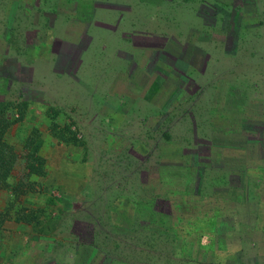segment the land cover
Instances as JSON below:
<instances>
[{
    "label": "rangeland",
    "instance_id": "374dc122",
    "mask_svg": "<svg viewBox=\"0 0 264 264\" xmlns=\"http://www.w3.org/2000/svg\"><path fill=\"white\" fill-rule=\"evenodd\" d=\"M93 2L112 9L97 7L92 13ZM76 18L93 20L94 40L82 52L87 27ZM166 38L178 47L158 52L155 47L165 45ZM187 39L196 45L190 48L191 65L189 58L187 64L178 60ZM133 44L150 48L141 47V53ZM130 52L141 73L134 78L145 84L138 87L158 76L161 83L169 82L161 90L170 87L182 94L178 103L171 102L175 95L159 96L160 106L169 111L158 128L134 116L127 127L105 131L90 122L95 110L128 103L132 116L129 97L136 87L125 85L126 63L120 56ZM168 69L171 76L162 80L158 74ZM0 103L14 108L7 115L11 125L5 139L20 156L23 140L38 130L46 175L27 178L20 157L9 182L31 184L20 199L35 210L34 217L47 222L44 230L53 241L42 246L28 227L9 220L0 227V264H81L88 252L76 255L75 247L90 240L97 221L129 231L127 209L113 206L122 197L160 231L170 227L175 240L98 234L100 259L110 254L113 264H264V0H0ZM146 103L135 107L139 116L150 108ZM115 115L107 112L98 121L106 129L123 124ZM55 124L69 127L81 143H60L52 135ZM133 144L136 151L131 152ZM224 148L245 150L246 171L255 185L249 198L261 202L234 205L213 196L224 186V174L235 178L239 173L224 170L234 161L224 164L221 153L214 156ZM193 169L201 172L199 180L192 176L200 181L199 193L193 181L185 186ZM156 175L161 185L153 183ZM10 200L3 193L0 207H8ZM154 202H159L156 210ZM137 243L151 245L148 253L139 252Z\"/></svg>",
    "mask_w": 264,
    "mask_h": 264
},
{
    "label": "trees",
    "instance_id": "16d2710c",
    "mask_svg": "<svg viewBox=\"0 0 264 264\" xmlns=\"http://www.w3.org/2000/svg\"><path fill=\"white\" fill-rule=\"evenodd\" d=\"M169 57V56H167ZM184 78H187L184 76ZM164 97H172L174 96V93H171L170 91H165L163 93ZM179 98L178 93H175V97L171 102L176 100L174 103H176ZM163 108V106H162ZM24 109L26 110V103H23L21 107L18 109V112L20 113L21 118L24 115ZM164 114L167 115L168 113V107L164 109ZM14 112V108H11L7 104L0 103V196L3 193H9L10 198L12 197V200H10V204L7 207L8 204H6V207L4 208L0 207V227H2L6 222L9 220L13 221L17 225H23L28 227L32 233H34V237L36 241H44L42 242V246L46 245L47 242H53L51 238V234H47L48 231L44 230V223L43 219H39L40 215L38 217H34L36 215H33L32 213H35V210L31 209L29 205L25 204L26 200L20 199L21 196H26L27 192L25 190V187H29L31 184H23L22 185V180L20 181H14L13 183L9 182V180L12 177L13 171L16 167V164L18 161H20V157L23 158L24 162V169L26 171V177H31V176H38V177H43L46 175L45 171V159L41 157L40 155V148H41V140L39 139V133L38 130H35V137H28L25 140H23L22 143V150H20L23 154L22 156L19 155V152L17 151L16 147L6 141L5 139V134L7 130L9 129V126L11 123L7 119V115H11ZM19 119V118H18ZM52 135L53 137L58 140L60 143H64L67 146H72V147H77L81 141L77 139L76 136L73 135L72 132H70V128L67 127L66 129H61L57 124L53 125L52 128ZM55 131H60L58 133H55ZM68 132V133H67ZM167 138V136L165 135ZM224 155V164L231 162L229 165H224V170L228 169L232 171L235 169V171L239 172L236 173L235 178L233 176H228L229 174H224V186H220L218 189L215 188L213 192V196L220 197L224 199L225 202H229V204H234V205H239V204H244L247 203V201L251 200L249 198L250 196V187H255L254 184L250 183V178L249 176L246 175L243 171L242 167V159H240V153H235L230 151H226ZM238 162L239 164L237 165ZM202 165V164H201ZM195 172H189L188 176L186 177V182L185 186L189 187L191 181H193L192 176L195 177V175L198 177L199 180V175L201 176L200 170H194ZM198 172V173H197ZM152 174H148L146 172L145 176H149ZM154 181L153 183L156 185L162 184L161 179L159 175H156V179L153 178ZM181 179V178H180ZM200 181H197L196 185L193 186L194 190L199 189L200 187ZM20 190H17L19 189ZM191 188V189H193ZM205 190L207 189L206 187H203ZM210 189V188H209ZM217 189V190H216ZM156 193H162V191H156ZM158 195V194H157ZM197 196V195H196ZM200 194H198V202L202 201ZM159 198V196H157ZM203 197V196H202ZM20 199V200H19ZM213 199V198H212ZM257 200V199H256ZM259 200V198H258ZM125 201V202H122ZM159 202H154L152 204V209L157 208V204ZM162 203H168V202H162ZM112 206V205H111ZM115 208H123L127 209V212L130 214V218H128V222L130 225V229L128 232H125L124 229L112 227L110 225V221L108 222V225L105 226V223H98V221L95 223L98 227L94 226L92 227V230H90L91 236L90 240L88 242H84V244H77L75 247V254L78 255V251H83L86 249L88 252V258L81 264H113V259L110 257V254L106 255L105 257L102 256L100 259V255L97 254V251L99 249V244H101V240H99V243H97V235H103L104 239L110 238V236H116L117 238H124L126 237L127 233L132 234L131 238L132 240L136 241L138 238L146 236V240L153 241L157 240L158 242L160 241L159 238H165L170 240V242H174L175 238L173 235H170L169 231L171 228L169 227V231H160L156 226H154L153 223H150L148 220L142 219L138 214L136 210V204L129 201H126L124 197L118 199L115 204H113ZM135 207V210H134ZM156 210V209H155ZM30 211V212H27ZM39 211L40 213H43L42 210H36ZM124 211V210H122ZM169 214V213H168ZM233 218L235 217V214H233ZM125 219V218H124ZM112 220V223L114 222V218H110ZM126 221V219H125ZM99 226H104L108 228L106 233H101L99 230ZM163 227V226H162ZM158 229V230H157ZM161 229V228H160ZM160 231V232H158ZM166 233V234H165ZM169 233V236H168ZM63 234V232L61 233ZM161 234V235H160ZM57 235V234H55ZM170 238V239H169ZM78 239V238H77ZM46 240V241H45ZM79 243L81 242L80 239H78ZM77 241V242H78ZM82 243V242H81ZM139 252H144L148 253V250L150 249L151 245L148 243H137ZM39 246H41V242H39ZM1 253V252H0ZM81 253V252H80ZM105 258V261H104ZM99 259V260H97ZM102 262V263H101ZM53 264H57L56 261L53 262Z\"/></svg>",
    "mask_w": 264,
    "mask_h": 264
},
{
    "label": "crops",
    "instance_id": "0c3cea01",
    "mask_svg": "<svg viewBox=\"0 0 264 264\" xmlns=\"http://www.w3.org/2000/svg\"><path fill=\"white\" fill-rule=\"evenodd\" d=\"M93 1V0H92ZM97 7H100V8H104L106 11H109L108 9H112V6H111V4H104V3H101V2H93V6H92V13L93 12H95V11H97L99 8H97ZM94 8V9H93ZM92 13L90 14V15H92ZM121 16V15H120ZM77 19V18H76ZM78 20V19H77ZM78 21H82V22H84L85 21V25H86V27H87V29H86V37L88 38V40H87V42L84 44V46H83V48L81 49V51L80 52H82V50L84 49V48H86L87 47V45H88V43H89V41L90 40H94V37H92V36H90L91 34H92V32H90L89 30H90V27H91V23L93 22V20H92V18H86V19H79ZM169 40L170 39H167L166 38V40H163V41H165L164 43H166L165 45L163 44L161 47H155V48H157L158 49V52H163V51H166V47H174V45L175 46H177L176 44H170L169 43ZM130 42V41H129ZM134 48H136L139 52L141 51V53H142V51L143 50H141V47L142 48H150V47H148L147 45H142V44H138V45H132ZM189 46V49L191 48H194V47H196V45L195 44H193L192 42H190V40L189 39H187V42L184 44V47H183V49L181 48V57H178V58H182V59H178V60H180L182 63H184V64H187V62L185 61V60H187L188 58H189V62H190V65L193 63V59H194V55H193V53L191 52V49L189 50V54L188 55H186V52H188L187 50V47ZM103 47V46H102ZM178 47V46H177ZM160 48V49H159ZM183 50V51H182ZM168 51V50H167ZM101 53H104V50H103V48H100L99 49V57H101V56H103ZM96 54H98V53H96ZM132 53L130 52V53H125V54H120V56L125 60V63H126V67L124 68V73H126L125 74V79H124V83H125V85L127 84V82H129L128 84L130 85V84H133V86H135L136 87V89H133V91L135 92V95L134 94H131V97H129L130 99L129 100H131L132 101V109H131V118L129 119L128 118V113H129V105H128V103H125V107H123V105L119 108V109H116V106L117 105H114L113 106V108H111L110 107V109H107L106 107H105V109H100V110H95L94 111V113L91 115V117H90V122H91V124L92 125H95V126H97L98 128H100V127H104L105 128V131H109L110 129H111V127H114L115 129L113 130V131H116V128H118L119 126H124V127H127L126 126V123H131V120H132V118L135 116H137V117H139L140 118V120L142 121V123L141 124H144V125H146V124H150V123H152V125H156L157 127L156 128H158V127H160V125L162 124V122L166 119V117L168 116V115H166V114H164V109H166V107L165 106H163V108H162V106H160L161 104H162V101L161 102H159L158 101V98H159V96H163V93L165 92V91H170L171 93H174V95H175V93L177 94L178 93V96H179V98H180V95L182 94V92H180V91H175V89L174 88H168V89H170V90H161V87L162 86H164L163 85V83H164V81L161 83V80H159V77L157 76H155L154 78H153V81L150 83V85L149 86H147V87H141L142 85L144 86L145 84H143L144 82H139L138 80L136 81V79L134 78L135 76H139L141 73L138 71V70H136L137 68H136V64H135V59L136 58H133L132 57V55H131ZM175 60H176V58L173 56V55H171ZM98 57V58H99ZM160 58V54H157V52H156V58ZM191 57V58H190ZM107 59V58H106ZM206 59H209V61H210V57L209 56H207L206 57ZM205 59V60H206ZM208 61V62H209ZM208 62H205V65H204V67L208 64ZM72 66H74V63H72ZM130 66V67H129ZM75 69H76V67H75ZM136 70V71H135ZM133 71H135V72H133ZM61 72V71H60ZM159 76L160 75H162L163 77H160L162 80H164V79H167V81H168V76L170 75L171 76V73L169 72V69H168V71L166 72V73H164L163 72V74L162 73H159L158 74ZM146 77H147V74L144 76V81H145V79H146ZM202 78V77H201ZM157 79H158V81H157ZM139 85L140 83V85L141 86H139L138 87V85ZM161 83V84H160ZM168 83L169 82H167V84L166 83H164V84H166L167 86H168ZM160 85V86H159ZM111 87L113 88V82L112 83H110V87H106L107 89H108V92L109 93H111ZM105 88V89H106ZM104 89V90H105ZM172 89V90H171ZM103 90V91H104ZM103 91L101 92V94L103 93ZM136 91H138V94H136L137 92ZM122 95V92H120L119 93V95ZM124 94H126L127 95V93H124ZM126 95H124V96H126ZM133 95V96H132ZM127 97V96H126ZM145 97H146V99H145ZM128 98V97H127ZM153 98L155 99V101H157V102H153L152 100H153ZM179 98L177 99L178 101H179ZM148 99V100H147ZM125 100V99H124ZM173 100V99H172ZM178 101H177V103H178ZM125 102H126V100H125ZM146 102H152L153 103V106L150 104V103H146ZM141 103H146V104H148V105H150V108H147L145 105V109L147 110V113H145V114H142V116H139L140 114H139V110H137L135 107L137 106V104H141ZM110 104V103H109ZM178 106V105H177ZM175 106H173L172 107V112L173 111H175V110H173V108H174ZM133 109H134V114H132V111H133ZM104 110H105V112H104ZM149 111H150V114L152 115V116H150V117H148L147 115H148V113H149ZM107 112H115L116 113V118H120V117H122V121H123V124H118V125H116V126H109L108 127V129H106V127L104 126V125H102V124H100L99 123V121H98V119L99 118H102V117H104V115H106L107 114ZM118 113V114H117ZM161 113V114H160ZM172 115V114H171ZM159 117H160V120H158L159 119ZM149 119V120H148ZM110 121V120H109ZM125 121V122H124ZM159 121H160V123H159ZM208 126H210V124H208ZM108 133V132H107ZM109 134V133H108ZM127 143V142H126ZM118 144V143H117ZM136 144H133V146H131V148H130V151L131 152H134V151H136V150H134V149H136ZM232 151V152H235V153H240V159H242V167H243V171H244V173H247V171H246V167H247V161H246V152H245V150L243 149V150H237V149H226V148H224V149H220V150H218V152H215L214 153V156L216 157V155L218 154V153H221V155H220V157L222 158V160H224V155H226L225 153H226V151ZM116 151H117V154H118V156L119 157H121V155H122V153L124 152L122 149H120L119 148V146L118 147H116ZM135 153H138V152H135ZM224 153V154H223ZM211 155H212V153H211ZM127 156V155H126ZM211 157H213V156H211ZM129 159V158H128ZM127 167V166H126ZM129 168V170H130V166L128 167ZM235 170V169H234ZM247 176L249 175L248 173L246 174ZM180 180V184H181V179H179ZM250 180V179H249ZM195 183H197V179L195 180V178H194V180H193V182L191 183V185H195ZM250 183H251V180H250ZM225 202V201H224ZM247 202H261V200H254V199H251V200H249V201H247Z\"/></svg>",
    "mask_w": 264,
    "mask_h": 264
}]
</instances>
